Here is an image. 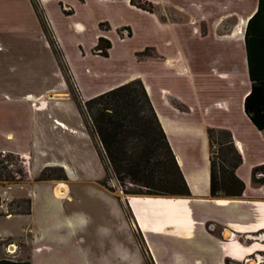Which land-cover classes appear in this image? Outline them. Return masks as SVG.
I'll use <instances>...</instances> for the list:
<instances>
[{
    "label": "crops",
    "instance_id": "obj_1",
    "mask_svg": "<svg viewBox=\"0 0 264 264\" xmlns=\"http://www.w3.org/2000/svg\"><path fill=\"white\" fill-rule=\"evenodd\" d=\"M145 1L153 6L159 2ZM25 2L30 7L29 0ZM124 2L128 8L141 14L150 17L156 14L154 10L134 8L129 0ZM212 2L182 0V4L195 5H211ZM256 5L257 0H254L243 14L222 16L219 21L234 17L230 30L220 32L213 25L203 35L193 30H190L191 34L182 33V44L176 45L168 55L161 56L153 48H148L151 54L142 59H138L142 53L134 54L136 63H158L162 68L172 70L173 76L182 75V99L166 94H161V100L156 99L152 87L156 76L152 75L149 80L142 70H136L137 75L110 78L100 88L97 79L92 83L94 92L85 97L88 99L138 80L187 187L189 195L186 197H122L107 190L100 184L106 171L99 156L98 142L89 135L82 121L76 119L71 125L63 110L55 108L53 101L67 99L63 91L56 92L58 96L54 100L47 96L46 90L19 92L12 96L0 92V98L18 102L30 112L27 127L19 123L16 128L8 123L0 125V152L23 159L28 179L35 181L47 167L60 168L64 176L63 180L36 181L43 185L42 193L38 195L36 188L35 192L26 194L29 201L27 214L4 213L6 218L27 219L26 236H17L14 242L3 246L4 251L8 245L13 246L12 261H27L29 264H122L123 255L117 242L123 231L122 205L134 219V229L142 237L145 255L151 264H226L227 259L240 261L254 250L256 245L246 248L234 238L264 229V182L252 180V170L264 166V128L257 130L243 112V100L250 91L243 36L246 22L254 14ZM190 23L186 22L187 26ZM248 38L249 48L254 52L264 38V31L251 30ZM106 40L110 41L107 36ZM237 48L241 50L239 61L235 54ZM7 52L8 48L0 43V53ZM108 57L110 48L107 57L102 58ZM150 70L155 71V67ZM209 77L213 80H208ZM219 86L221 93L218 92ZM211 88L217 92L211 93ZM207 129L227 132L240 157L239 165L233 169L234 176L243 185L238 197L209 196ZM81 182L95 183L104 193L110 202L114 223L110 221L108 227L100 223L90 229L87 223L78 219L70 204L75 194L74 187ZM91 241L95 244V252L91 251ZM48 245L52 253L43 254V248L48 249ZM23 246L28 250L22 251ZM3 256L8 255L3 253L0 259Z\"/></svg>",
    "mask_w": 264,
    "mask_h": 264
},
{
    "label": "rangeland",
    "instance_id": "obj_2",
    "mask_svg": "<svg viewBox=\"0 0 264 264\" xmlns=\"http://www.w3.org/2000/svg\"><path fill=\"white\" fill-rule=\"evenodd\" d=\"M156 1L159 2L153 6L145 0H131L134 8L140 7L149 12L154 10L155 16L150 17L128 8L124 0H29L30 7L25 0H0V43L8 48L7 53H0V92L12 96L19 92L37 93L46 90L47 96L54 100L58 96L56 92L63 91L67 99L53 101L55 108L63 110L71 125L77 119L82 121L84 127L86 118L81 115L78 105L97 96L85 99L94 92L95 85L92 83L97 79L100 88L110 78L128 74L132 76L136 74V70H142L149 80L152 75L156 76L152 84L156 99L161 100V94L182 99V75L175 77L172 70L164 69L158 63H136L133 60L134 54L142 53L141 57L138 56V59H142L151 54L148 48H153L159 55L165 56L176 45L182 44L184 32L191 34L193 30L203 35L213 25L220 32L230 30L234 17L223 21L219 19L222 16L243 14L247 5L254 0H212L211 5L182 4V0ZM186 22L191 23L187 26ZM106 36L111 44L110 57L102 58L95 55L93 42L98 37L106 39ZM235 54L239 61L240 48L236 49ZM151 67H155V71L150 72ZM208 80L213 79L209 77ZM218 80L221 85L220 79ZM219 87L218 92L221 93V86ZM210 92L217 91L211 88ZM29 115V109L20 103L9 101L6 97L0 98V125L8 123L13 128L19 123L22 127H27ZM225 140L223 134L214 133L209 150L220 195L218 197L231 193L232 190L225 184L233 164V155L228 146H219ZM102 161L106 172L101 183H104L107 190L122 197L134 195L129 192L144 191L126 177L118 180L106 161ZM26 170L23 159L14 154L0 152V184L12 185L6 207L0 208V240L3 241L0 243V257L5 254L4 244L14 242L17 236L23 237L27 234L25 217L10 219L4 217V213L25 212L28 206L26 194L35 192L36 188L38 195L42 193L43 185L28 179ZM43 173L44 176L53 178L61 175L55 168ZM253 179L258 183L264 182V170L254 174ZM74 190L70 206L78 219L87 223L90 229L96 224L105 223L108 227L110 221L114 223L110 202L95 183L81 182ZM122 211L123 231L121 239L117 237L123 255L122 264H151L145 255L142 237L134 229V219L124 205ZM11 247L13 248L10 246L9 250ZM21 249L25 252L28 247L23 246ZM51 249L48 245V249L44 247L42 252L49 254L52 253ZM91 251H96L92 241ZM10 256L3 258L10 259Z\"/></svg>",
    "mask_w": 264,
    "mask_h": 264
},
{
    "label": "trees",
    "instance_id": "obj_3",
    "mask_svg": "<svg viewBox=\"0 0 264 264\" xmlns=\"http://www.w3.org/2000/svg\"><path fill=\"white\" fill-rule=\"evenodd\" d=\"M129 3L133 5L131 0ZM251 30L264 31V0H257L256 10L246 22L243 36L247 76L250 82V91L243 100V112L252 125L257 130H261L264 128V38H261L258 48L254 52L251 51L248 38V32ZM109 48V41L98 37L93 49L97 55L107 57ZM78 106L81 115L86 118L85 128L99 144L100 159L106 161L117 179L126 177L140 187L139 189L144 190L143 192H129L130 194L165 197L189 195L174 156L138 80L101 93ZM214 133H221L225 136V142L219 146H228L233 155V164L225 184L232 190L231 193L222 194V197H238L243 190V185L234 176L233 169L239 165L240 157L232 147L229 134L225 131L207 129L209 150L213 143ZM213 166L209 151V196L218 197L220 195ZM52 168L59 170L61 175L57 178L44 176L43 172ZM260 170H264V166L252 170L253 181H255L253 175ZM63 179L60 168L47 167L39 173L35 181ZM17 180H20V176ZM100 184L104 186V183L100 182ZM28 210L29 201L26 211L20 213L27 214ZM0 264L29 263L2 258Z\"/></svg>",
    "mask_w": 264,
    "mask_h": 264
},
{
    "label": "flooded vegetation",
    "instance_id": "obj_4",
    "mask_svg": "<svg viewBox=\"0 0 264 264\" xmlns=\"http://www.w3.org/2000/svg\"><path fill=\"white\" fill-rule=\"evenodd\" d=\"M234 239L240 241L246 248H251L255 245L256 247L240 261L227 259L225 261L226 264H264V229L245 233L241 236H236Z\"/></svg>",
    "mask_w": 264,
    "mask_h": 264
},
{
    "label": "built area",
    "instance_id": "obj_5",
    "mask_svg": "<svg viewBox=\"0 0 264 264\" xmlns=\"http://www.w3.org/2000/svg\"><path fill=\"white\" fill-rule=\"evenodd\" d=\"M12 190V185L9 183H1L0 184V208L1 207H6V203L7 201H9V194L10 191ZM12 245H8V247H5V254L8 256H12V254L14 253V249L12 248L11 250H8L7 248H9Z\"/></svg>",
    "mask_w": 264,
    "mask_h": 264
},
{
    "label": "bare ground",
    "instance_id": "obj_6",
    "mask_svg": "<svg viewBox=\"0 0 264 264\" xmlns=\"http://www.w3.org/2000/svg\"><path fill=\"white\" fill-rule=\"evenodd\" d=\"M11 249H12V247H11Z\"/></svg>",
    "mask_w": 264,
    "mask_h": 264
}]
</instances>
